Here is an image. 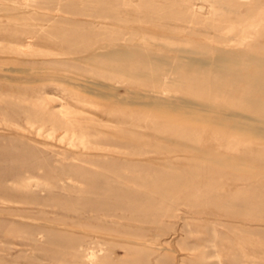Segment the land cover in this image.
Segmentation results:
<instances>
[{"label":"rangeland","instance_id":"374dc122","mask_svg":"<svg viewBox=\"0 0 264 264\" xmlns=\"http://www.w3.org/2000/svg\"><path fill=\"white\" fill-rule=\"evenodd\" d=\"M194 1L197 14L185 0H0V264H264V167L227 163L263 164L264 130L127 95L157 89L235 113L252 102L264 120L247 77L206 101L196 83L116 66L123 48L264 41L240 43L235 30L255 25L224 0Z\"/></svg>","mask_w":264,"mask_h":264},{"label":"bare ground","instance_id":"6f19581e","mask_svg":"<svg viewBox=\"0 0 264 264\" xmlns=\"http://www.w3.org/2000/svg\"><path fill=\"white\" fill-rule=\"evenodd\" d=\"M209 1L213 2V0ZM224 1L225 4L222 7L234 12L236 19L240 23L243 24L252 21L253 23L250 25H255V27H239L235 30V34L241 37L239 40L240 43L252 36L264 39V32H260V28L264 26V0H251L248 4L242 3L241 0ZM184 5L188 10L194 12V14H197L201 9L198 7L199 3L194 0H185ZM225 35L227 34L225 33ZM221 45L203 46L194 51L160 48L161 55L158 57L154 55L155 53L152 55L151 52L154 49L143 51L141 49L123 48L118 51L121 54L122 60L116 66L118 69L127 72H141L140 76L143 77L146 74L154 75L158 77L156 81L160 82H162L163 78L166 79L169 76H173L184 84L196 83L202 87L197 95L206 101H211L212 95L216 90L234 84L239 77L246 76L247 80L244 83L248 95L251 99H255L264 104V41L259 40L255 43L253 42L249 48L245 49L236 48V41L234 43H228L226 46ZM104 54L102 55L104 58L109 57L108 54ZM246 57H249V63L244 61ZM240 60H243V62ZM91 90L95 95L101 96L107 102L112 103L111 105L120 104L118 95L115 92L113 93L112 90H107L106 88L104 91H101L100 87ZM161 93L160 90L155 89L136 94L128 93L127 95L130 103L146 102L149 105L159 106L161 105L160 103H163L164 105L172 107L173 112L194 115L197 118L207 120L211 124L225 122L227 126H231L230 124L232 123L242 122L241 120L247 119L249 122L246 128L237 129L240 134L260 129L264 130V120L254 115L255 108H252V102L244 103L245 105L242 106L243 113H235L233 111L227 112L224 109H219L214 106V103H193L187 100H175L165 97ZM227 130L230 129L226 127L225 132ZM186 144L182 143L180 148L172 151L184 152L185 148L183 147ZM215 161L222 162L221 160ZM227 163L250 169L253 167L257 168L258 166L264 167V163L261 164L251 158L242 156L232 157L227 160ZM161 246L164 248L162 244H159L157 248L160 249Z\"/></svg>","mask_w":264,"mask_h":264}]
</instances>
